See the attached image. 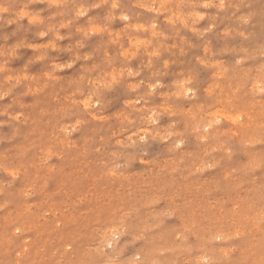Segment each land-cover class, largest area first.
Segmentation results:
<instances>
[{
  "label": "rangeland",
  "instance_id": "374dc122",
  "mask_svg": "<svg viewBox=\"0 0 264 264\" xmlns=\"http://www.w3.org/2000/svg\"><path fill=\"white\" fill-rule=\"evenodd\" d=\"M0 5V264H264V0Z\"/></svg>",
  "mask_w": 264,
  "mask_h": 264
},
{
  "label": "bare ground",
  "instance_id": "6f19581e",
  "mask_svg": "<svg viewBox=\"0 0 264 264\" xmlns=\"http://www.w3.org/2000/svg\"><path fill=\"white\" fill-rule=\"evenodd\" d=\"M171 1V0H170ZM210 2V1H209ZM169 3V2H168ZM160 12H162V11H160ZM165 14V13H164ZM200 15V14H199ZM169 18V17H168ZM250 18V17H249ZM188 31V30H187ZM221 33V32H220ZM125 37V36H124ZM24 39V38H23ZM178 40V39H177ZM33 45V44H32ZM112 49V48H111ZM210 53V52H209ZM73 57V56H72ZM54 58V57H53ZM33 61V60H32ZM67 62V61H66ZM56 65V64H55ZM151 71V70H150ZM20 76V75H19ZM222 76V75H221ZM128 80V79H127ZM127 82V81H126ZM224 82V81H223ZM155 83V82H154ZM165 84V83H164ZM193 85V84H192ZM191 85V86H192ZM148 86V85H147ZM150 87V86H149ZM207 87V86H206ZM184 89V88H183ZM210 89V88H209ZM109 91H111L110 89H108ZM208 90V89H207ZM212 90H214V88H212ZM243 90V89H242ZM85 91V90H84ZM177 91H178V89H177ZM203 91H205V90H203ZM244 91V90H243ZM178 93V92H177ZM186 93H188V92H186ZM107 94V93H106ZM105 94V95H106ZM195 94H196V92H195ZM110 95V94H109ZM202 95V94H201ZM209 95H210V93H209ZM212 95V94H211ZM200 96V95H199ZM208 97V96H207ZM87 98V97H86ZM89 98H91V97H89ZM89 98L87 99V100H89ZM130 98V97H129ZM83 99H84V97H83ZM213 98H211V100H212ZM219 99V98H218ZM222 99V98H221ZM104 100V99H103ZM136 100V99H135ZM135 100H132L130 103H132L133 105L135 104L134 102H135ZM214 100H216V99H214ZM109 102H110V100H108ZM119 101V100H118ZM137 101V100H136ZM218 101V100H217ZM86 102V101H85ZM196 102V101H195ZM201 102V101H200ZM211 102V101H210ZM262 102V101H261ZM137 103V102H136ZM205 103V102H204ZM212 103V102H211ZM91 104V103H90ZM131 104V105H132ZM207 104V103H206ZM82 105V104H81ZM86 105H87V103H86ZM126 107V106H125ZM161 107V106H160ZM193 107V106H192ZM90 108V107H89ZM148 108V107H147ZM146 109V108H145ZM82 110H83V108H82ZM217 110V109H216ZM219 110V109H218ZM224 110V109H223ZM88 111V110H87ZM184 111V110H183ZM190 111V110H189ZM193 111V110H192ZM211 113V112H210ZM217 113V115H218V113L219 112H216ZM221 114V113H220ZM219 114V116H221ZM131 115V114H130ZM187 115V114H186ZM226 114H222V117L224 118V117H227V115L225 116ZM231 116V115H230ZM91 117H93V116H91ZM132 117V116H131ZM232 117V116H231ZM238 117V116H237ZM221 118V117H220ZM228 118V117H227ZM234 118H236V117H234ZM240 118V117H239ZM235 120V119H234ZM98 121V120H97ZM204 122V121H203ZM172 123V122H171ZM11 124V123H10ZM65 125H67V124H65ZM165 125V124H164ZM134 126V125H133ZM132 126V127H133ZM200 127V126H199ZM160 129V128H159ZM195 129V128H194ZM220 129V128H219ZM13 130V129H12ZM147 131V130H146ZM141 132V131H140ZM211 134V133H210ZM130 136V135H129ZM241 139V138H240ZM238 141V140H237ZM255 144V143H254ZM132 147H134V144L132 143ZM264 146V145H263ZM126 149V148H125ZM128 151H129V149H127ZM131 150V149H130ZM132 152H133V150H131ZM135 152V151H134ZM136 153V152H135ZM148 153V152H147ZM216 155V154H215ZM221 155V154H220ZM219 159H221V158H219ZM217 162V161H216ZM224 162V161H223ZM217 163H219V162H217ZM37 165V164H36ZM253 166V165H252ZM113 167V166H112ZM125 168V167H124ZM129 168V167H128ZM251 168V167H250ZM17 169V168H16ZM243 168H241V170H242ZM149 170V169H148ZM243 170H245V169H243ZM248 170V169H247ZM33 171V170H32ZM251 171V170H250ZM17 172V171H16ZM128 172V171H127ZM105 173V172H104ZM199 173V172H198ZM121 176V175H120ZM13 180H15V179H13ZM263 186V185H262ZM12 187V186H11ZM219 187V186H218ZM47 188V187H46ZM221 188V187H220ZM241 190V189H240ZM143 205V204H142ZM149 205H151V204H149ZM81 206V205H80ZM126 211V210H125ZM138 211V210H137ZM252 211V210H251ZM57 213V212H56ZM120 213V212H119ZM133 213H135V212H133ZM60 214V213H59ZM122 214V213H121ZM156 215V214H155ZM262 216H263V214H262ZM137 217V216H136ZM10 218V217H9ZM116 218V217H115ZM125 218H123L122 220H124ZM116 220V219H115ZM119 220H120V218H119ZM147 221V220H146ZM117 224V223H116ZM147 224V223H146ZM144 225V224H143ZM90 226V225H89ZM97 227V226H96ZM95 227V228H96ZM118 227V226H117ZM150 227V226H149ZM152 227V226H151ZM156 227V226H155ZM110 229V228H109ZM108 229V230H109ZM123 229V228H122ZM143 229H144V227H143ZM106 230V229H105ZM104 231V230H103ZM116 231V230H115ZM110 232H111V230H110ZM97 233V232H96ZM109 234V233H108ZM110 235V234H109ZM108 235V236H109ZM212 236V235H211ZM242 236V235H241ZM242 239V238H241ZM218 242V241H217ZM69 248V247H68ZM226 248V247H225ZM25 249V248H24ZM72 249V248H71ZM222 249V248H221ZM197 256V255H196ZM59 257H60V254H59ZM71 257V256H70ZM188 257V256H187ZM198 261V260H197ZM60 262V261H59ZM204 262V261H203ZM35 263V262H34ZM39 263V262H38ZM55 263V262H54ZM115 263V262H114ZM195 263V262H194Z\"/></svg>",
  "mask_w": 264,
  "mask_h": 264
},
{
  "label": "clouds",
  "instance_id": "9594fccd",
  "mask_svg": "<svg viewBox=\"0 0 264 264\" xmlns=\"http://www.w3.org/2000/svg\"><path fill=\"white\" fill-rule=\"evenodd\" d=\"M7 11V8L0 5V14L5 13ZM20 15H24V13H20Z\"/></svg>",
  "mask_w": 264,
  "mask_h": 264
}]
</instances>
